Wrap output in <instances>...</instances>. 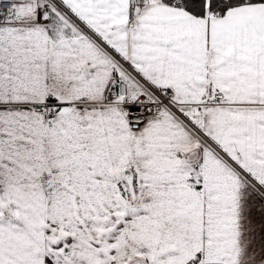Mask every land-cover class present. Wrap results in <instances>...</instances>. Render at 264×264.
Segmentation results:
<instances>
[{
	"label": "snow or ice",
	"instance_id": "1",
	"mask_svg": "<svg viewBox=\"0 0 264 264\" xmlns=\"http://www.w3.org/2000/svg\"><path fill=\"white\" fill-rule=\"evenodd\" d=\"M0 264H264V0H0Z\"/></svg>",
	"mask_w": 264,
	"mask_h": 264
}]
</instances>
